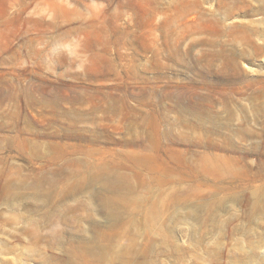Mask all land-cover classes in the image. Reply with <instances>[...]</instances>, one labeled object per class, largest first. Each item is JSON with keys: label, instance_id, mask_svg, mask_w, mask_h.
Here are the masks:
<instances>
[{"label": "rangeland", "instance_id": "obj_1", "mask_svg": "<svg viewBox=\"0 0 264 264\" xmlns=\"http://www.w3.org/2000/svg\"><path fill=\"white\" fill-rule=\"evenodd\" d=\"M10 182L0 264H264V0H0Z\"/></svg>", "mask_w": 264, "mask_h": 264}, {"label": "bare ground", "instance_id": "obj_2", "mask_svg": "<svg viewBox=\"0 0 264 264\" xmlns=\"http://www.w3.org/2000/svg\"><path fill=\"white\" fill-rule=\"evenodd\" d=\"M42 183H36L35 185V188H36V193L39 195V196H45V191H43V189L41 188L42 187V185H41ZM104 184H106V183H104ZM2 189L0 190V194L1 195H3V194H5L6 192L7 193H12L13 191H15V188H13V184H12V182H10V183H8L7 185H5V186H3V187H1ZM29 190H31V187H29ZM13 195H15V193L13 194ZM1 199V198H0ZM42 199V198H41ZM43 199H45V198H43ZM43 201V200H42ZM43 203V202H42ZM91 250H93V249H91Z\"/></svg>", "mask_w": 264, "mask_h": 264}, {"label": "clouds", "instance_id": "obj_3", "mask_svg": "<svg viewBox=\"0 0 264 264\" xmlns=\"http://www.w3.org/2000/svg\"><path fill=\"white\" fill-rule=\"evenodd\" d=\"M80 70H82V69H80Z\"/></svg>", "mask_w": 264, "mask_h": 264}]
</instances>
